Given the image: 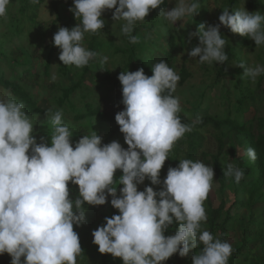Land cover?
Listing matches in <instances>:
<instances>
[{"label": "clouds", "instance_id": "clouds-1", "mask_svg": "<svg viewBox=\"0 0 264 264\" xmlns=\"http://www.w3.org/2000/svg\"><path fill=\"white\" fill-rule=\"evenodd\" d=\"M10 3L0 0V18ZM31 3L38 5L40 0ZM164 3L73 0L69 11L80 22L71 29L60 27L54 34L59 60L65 66L83 68L97 58L99 54L83 41L85 33L105 27V11L114 10L113 21H125L121 33L131 43H138L139 38L132 35L134 27L150 11L159 8V15L175 25L193 17L200 8L198 0H175L170 10L160 8ZM218 19V24L198 26L199 45L189 57L207 64L226 62L221 26L252 39L256 46L264 45V14L245 7L234 11L225 7ZM107 62V56L100 57L101 66ZM237 66L253 83L264 74V65L246 66L241 61ZM151 72L149 76L140 67L118 75L124 109L115 115V121L126 149L117 141L103 144L95 131L73 146L74 134L64 122L62 110L50 113V144L44 137L38 143L24 104L10 93H0V255H10L11 264H77L82 248L74 225L86 223L85 203L104 205L109 195L119 214L105 217L106 223L92 232L99 253L121 258L123 264H163L173 254L183 258L200 248L192 256V264H228L231 244L202 229L213 167L200 160L182 159L178 166L169 167L161 180L170 151L192 126L181 122L180 100L173 95L180 76L166 61L154 64ZM245 155L253 162L257 159L254 148L249 147ZM117 170L122 171L119 179L114 178ZM223 174L237 183L244 177V171L233 163L226 165ZM146 179L161 186L160 190L152 186L138 190ZM69 182L78 185L74 200ZM117 185H123L119 195ZM173 224L177 226L175 234L166 236Z\"/></svg>", "mask_w": 264, "mask_h": 264}, {"label": "rangeland", "instance_id": "rangeland-1", "mask_svg": "<svg viewBox=\"0 0 264 264\" xmlns=\"http://www.w3.org/2000/svg\"><path fill=\"white\" fill-rule=\"evenodd\" d=\"M40 4L29 7L27 11L21 14L18 10L22 4L21 0H11L8 6L7 13L4 17L0 18L3 23L2 30H6L5 33L9 34L8 40H1L3 43L4 51L8 57H16L19 59H29L32 63V72L34 81L31 83L33 87H28L29 91L34 95L40 106L46 108V114L30 116L34 124V134L36 135L37 142H40V137H44L50 144V136L52 133V124L50 119V113L54 111L62 110L64 114V122L67 123L73 132L72 142L73 146L84 135H91L95 131L102 139H106L108 143L112 141L119 142L125 149L127 144L124 141L123 134L112 135L111 125L100 122L97 118H84L78 122L73 121L74 110L80 109L83 106V102L89 101L94 104L101 101L102 109L109 110L112 102L110 96L112 90H115V94L118 96L119 111L124 109L122 100V85H114V82L118 79V75L123 69V62L126 60L124 54L120 52V48L127 44V36L121 33V26L125 21H112L108 26V33L105 34L106 38H110L111 41L104 43V47L96 59L95 65L93 64L88 74L85 76L84 88L80 91H76L71 95V104L74 106V110L70 105H64L61 108H57L56 98L59 96L61 89L68 88L76 82V75L68 73L67 75H61L58 73L57 66L59 60L60 49L54 46L53 33L51 31V25L55 19V15L51 9V1L53 0H41ZM69 1L72 4L73 0ZM166 10H170L175 6V0H165ZM228 0H206V7L208 8V15L205 25H215L219 23V16L222 14L225 7H229ZM247 1H240L237 4V9L244 8L249 12H260L264 14V0H260V8H256L254 11L247 5ZM67 8H62L61 17L65 20L68 16ZM236 9V10H237ZM114 11V10H112ZM111 11V13H112ZM159 13V12H158ZM152 12H150V16ZM155 17L162 18V32L160 36L152 35L153 41L150 43V37L145 33L144 28L141 29L139 35V42L136 43L139 47L148 51H152L154 48L157 50L160 47H166V29L170 26L173 31L176 30L175 35L178 39L181 34L185 36L186 27L191 26L193 29V21L191 17L185 18L183 21H178L175 25L169 24L162 16L155 14ZM31 17V18H29ZM63 22V21H62ZM147 20L142 22L145 24ZM204 22H200L196 26ZM59 22L55 25L56 32L62 26ZM18 25L20 33L10 32L11 26ZM149 25V24H148ZM181 25L183 27H181ZM157 25L154 27L156 29ZM194 31H192V34ZM233 39V38H232ZM237 40L235 39V42ZM232 43H234L232 41ZM86 45V43H84ZM146 45V47H145ZM199 42L197 43V46ZM238 46L236 49V60L232 61L227 67L226 72L223 75H218L219 67L213 62L212 64L200 63L199 58L189 57L188 49H183L177 52L176 65L179 67L185 64L191 73V77L181 86L178 87L176 95L179 97L181 112L188 117H192L196 120L205 113L215 114L226 111L227 107H231V113L233 116L237 114L235 111L237 105V99H242L241 93H249L250 97L243 98V119H250L254 117H261L264 120V78L260 85H256L249 78L243 75L244 69L237 65L243 61L246 66L264 65V49L261 46L253 48H247ZM53 48V54L51 56L50 67V79L43 83L42 69L43 63L46 60L49 50ZM154 51V50H153ZM147 53V51H144ZM148 55V54H147ZM101 56H107L108 62L107 70L108 76L105 77L104 72L101 70V64L99 59ZM98 61V62H97ZM149 68L152 64L149 60H146ZM79 71L81 68H78ZM0 71H4L7 75L10 73V66L8 62L0 60ZM18 71H21L19 68ZM55 76V79H53ZM52 79V84H51ZM241 88V90H240ZM6 92L0 88V93ZM8 93V92H7ZM229 99V101H227ZM18 102V101H17ZM201 107L196 110L197 107ZM203 136L202 147L200 150L208 151L209 153L217 152L218 150V138L224 139L225 144L222 149V166L225 170L228 163L235 165V158L242 157L248 164L252 161L245 155L246 150L249 148L248 141L237 133L235 130H229L224 127L221 130H216L212 126L203 127L199 130ZM221 132V133H220ZM188 133V132H187ZM187 133L178 140L169 155L176 162L177 166L179 160L188 159L187 157ZM171 167V166H170ZM168 167L166 170L161 171V180L166 177ZM122 175V172L119 174ZM117 176L116 179H119ZM256 182V178L248 176L243 180V185H238L231 177H225V183L221 184L214 177L213 186L209 192L208 198L204 201L205 211L208 203L212 206L218 207L223 205V212L221 218L216 225V235L214 237L219 238V224L225 221L226 218H230V223L227 228V242H229L233 248V251L244 249V243L253 244V254L249 259H245V256L241 251H237L236 256L232 253L229 260L233 259L234 264H264V214H262L260 204H248L247 192L251 185ZM142 188L145 186H152L154 190H160L161 186L151 185L148 180ZM78 189V185H76ZM255 198V197H254ZM246 203L245 205L242 204ZM85 219L86 223L81 226L74 227V231L77 232L82 248L81 255L77 258V264H123L121 258L108 257L107 260H103V254L99 253L98 245L93 243L94 237L92 232L99 226L106 223L105 217H110L109 200L104 205L92 206L85 203ZM256 213V214H255ZM119 214V212H118ZM229 216H228V215ZM259 222H261L259 224ZM202 229L209 230L207 221L202 223ZM177 230V226L174 224L165 232V235H174ZM202 248V245H201ZM200 251V248L192 249L186 256L184 264H192V256ZM177 254H173L163 264H176ZM11 264V257L7 253L0 255V264Z\"/></svg>", "mask_w": 264, "mask_h": 264}, {"label": "trees", "instance_id": "trees-1", "mask_svg": "<svg viewBox=\"0 0 264 264\" xmlns=\"http://www.w3.org/2000/svg\"><path fill=\"white\" fill-rule=\"evenodd\" d=\"M22 4L19 6L18 10L21 14L24 15V13L27 11L29 7H33V4L31 3V0H21ZM240 1H247V6L252 9L253 11L258 7L260 8V0H228L229 2V10H236L237 4ZM40 2H42L40 0ZM200 4V8L197 10L198 12L191 17L193 21V29L191 30V26H187L185 36L181 34V36L177 39L175 32L168 27L166 29V47H160L159 49H153L152 51H148L146 48L144 49L136 45V43H131L127 37V44L120 48V52H122L126 58V60L123 62V69L122 71H136L140 67L144 68V71L147 75L151 76V68H149V65L146 63V60H149V62L152 64V66L160 61H166L169 67L173 68V70L180 76V80L177 84L180 88L183 86V84L191 77V73L186 67L185 64L180 65L177 67L176 65V59H177V52L183 49H188L189 52L197 46V43L199 42L198 36L195 35L198 30L197 24L200 22L206 23L207 15H208V8L206 7V0H198ZM51 9L53 11V14L55 15V19L53 21V24L51 25V31L53 35L56 33L55 25L59 22L62 24L59 26L67 27L71 29L74 27L77 23H79V19H76L73 12L69 11V8L73 6L69 3V1L65 0H53L51 1ZM166 7V3L160 6V8ZM67 8L66 11L68 12V16L65 20L61 17V9ZM112 10L105 11L102 15V18L105 20V27L97 32V33H85L84 41L83 43H86L84 45L89 50L100 52L101 49L105 46L104 43H108L111 41L110 38H106L105 34L108 33V26L110 22L112 21ZM152 12V15H149L145 18L147 22L145 24L138 23L135 25L132 35H135L139 37L141 29L144 28L145 33L150 37V43L153 41L152 35L154 36H160L162 32V18L155 17V14H159L160 9H155L150 11ZM31 18V17H29ZM63 21V22H62ZM149 24V25H148ZM157 25L156 29L154 28ZM3 23L0 21V38L1 40H8L9 34L5 33V29L2 30ZM10 32H13L14 34L20 33L18 30V25L11 26ZM162 28V29H161ZM164 30V29H163ZM192 31L194 33L192 34ZM223 38L226 40L224 51L228 56V60L224 63H217L215 64L219 67L218 69V75H223L227 67L232 61L236 60V49L238 46H235L236 44L240 43V46H244L247 48H253L255 47V42L248 38L243 37L239 34H233L229 29H227L224 26H221L220 29ZM191 34V35H190ZM54 37V36H53ZM233 38V39H232ZM235 39L237 40L235 42ZM232 41L234 43H232ZM146 47V45H145ZM264 49V45L262 46ZM6 51V50H5ZM3 48V43H0V60L3 62H8V66H10V73L7 75L4 73V71H0V88L5 90L6 92L10 93L12 97H14L18 102H22L24 104V111L29 116H37V115H43L46 114V108L43 106H40L37 100L34 98V95L29 91L28 87H33L34 85L31 83V81H34V76L32 72V63L29 59H19L16 57H8L6 55V52ZM144 51H147V53H144ZM53 54V48L49 50V54L46 57V60L43 63V69H42V76H43V83L45 84L47 80L50 79V67H51V56ZM148 54V55H147ZM98 57V56H97ZM97 59V58H96ZM96 59L90 61L89 65L79 69L77 67L73 66H65L62 64L61 61L58 62L57 70L58 73H60L62 76L67 75L68 73H73L76 75V82L72 84V86L68 88L61 89V92L59 96L56 98L57 108H61L64 105H70L71 108L74 110V106L71 104V95L76 92L80 91L82 88H84V81L85 76L88 74L90 68L92 65H95ZM98 62V61H97ZM97 65V63H96ZM95 65V66H96ZM21 69V71H18V69ZM101 70L104 72L105 77L108 76L109 72L107 70V65L104 64L101 66ZM121 71V72H122ZM264 78V74H261L258 77V81L256 85H260L262 80ZM31 80V81H30ZM51 84H53L51 79ZM54 85V84H53ZM114 85L118 86L121 85L119 79H117L114 82ZM176 91L173 93V95H176ZM241 90V88H240ZM112 94L110 96V101L112 102V105L109 110L102 109V103L100 101L97 103H90L89 101L83 102V107L78 109V111L75 109L74 115H73V121L78 122L80 120H83L84 118H97L100 122H103L105 124L111 125V134L112 135H119L122 134L119 130V125L115 121V115L119 112V104H118V96L115 94V90H112ZM242 99H237V105L235 111L237 114L233 116L231 113V107L225 108L224 112L221 113H215V114H209L205 113L202 115L199 120H196L192 117L186 116L184 113L180 112V118L181 122L184 124H188L192 126V130L187 133V157L188 159L192 160H200L203 163H205L208 166H212L214 169V177L217 178L219 183L224 184L225 183V176L223 174L224 169L222 166L221 158H222V149L225 144L224 139L218 138V150L214 153H209L205 150H200L202 147L203 142V136L199 132V130L203 127L212 126L216 130H221L224 127L228 128L229 130H235L237 133H239L241 136H243L249 143V147L254 148L257 153V159L251 164H248L241 156L235 158V166L239 167L244 171V177L240 180L239 183L235 181L234 177H231L233 181H235L238 185H243V180L250 177H255L256 182H254L253 185H251V188L246 190L247 192V203L251 204H260L262 214H264V120L261 117H254L250 119L244 120L243 116V106L244 101L243 98H249V93H241ZM229 101V99L227 100ZM201 107H197L196 110L200 109ZM55 112V111H54ZM221 133V132H220ZM103 144H107L108 141L106 139H102ZM176 167V162L168 156V159L165 161V164L161 171L166 170L168 167ZM122 171L117 170L115 173V179ZM146 179L143 184L138 186V190L142 191L143 185L147 182ZM118 186V185H117ZM123 185L118 186L117 195H119V188H122ZM69 188H70V197L74 200L78 196V189L76 185H72L71 182H69ZM255 197V198H254ZM109 200V210H110V217L114 214H118V210L111 206V199L112 197L109 195L107 197ZM242 204H246L243 203ZM206 216H207V224L210 230V233L215 236L216 235V225L218 224V220L222 216L223 212V205L220 204L218 207L212 206V204L209 202L207 209H206ZM256 214V213H255ZM228 215V214H227ZM229 216V215H228ZM109 217V218H110ZM230 223V218H226L225 221L221 222L219 224V238L222 241H227V228L228 224ZM261 222H259L260 224ZM175 225V224H174ZM176 226V225H175ZM74 227H78L75 226ZM253 244H248V242L244 243L245 248L239 249L237 251H241L243 255L245 256V259H249V257L253 254L254 248H252ZM237 251H233L232 253L236 256ZM111 254H103L102 259L105 261L110 257ZM186 261V257H180L179 254L177 256L176 264H184ZM5 264H7L5 262ZM228 264H234L233 259H230L228 261Z\"/></svg>", "mask_w": 264, "mask_h": 264}]
</instances>
